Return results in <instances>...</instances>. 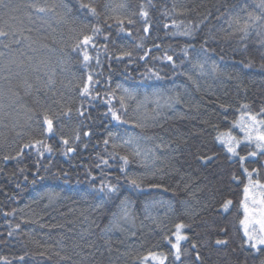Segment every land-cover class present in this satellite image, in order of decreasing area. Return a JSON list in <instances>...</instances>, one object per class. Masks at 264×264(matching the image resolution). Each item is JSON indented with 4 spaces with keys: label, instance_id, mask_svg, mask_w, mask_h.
<instances>
[{
    "label": "trees",
    "instance_id": "16d2710c",
    "mask_svg": "<svg viewBox=\"0 0 264 264\" xmlns=\"http://www.w3.org/2000/svg\"><path fill=\"white\" fill-rule=\"evenodd\" d=\"M262 5L3 0L0 264H264L241 223L264 150L239 130L264 120Z\"/></svg>",
    "mask_w": 264,
    "mask_h": 264
},
{
    "label": "snow or ice",
    "instance_id": "6c2138e0",
    "mask_svg": "<svg viewBox=\"0 0 264 264\" xmlns=\"http://www.w3.org/2000/svg\"><path fill=\"white\" fill-rule=\"evenodd\" d=\"M3 0H0V3H2ZM264 6V5H262ZM41 11H43V9H41ZM91 11L93 12V14H95V9L92 8ZM142 15L144 16H147V12H142ZM120 23H123L122 21H120ZM129 23H131V21H129ZM245 32H247V25H245V28L243 29ZM94 32L95 31H99V29H94L93 30ZM145 31H147V29H145ZM186 35L188 33H185ZM7 35V33H5L2 29H0V36H5ZM92 40H93V37L90 36V35H84L82 37V39H79L78 42L74 45V48L79 50V49H86L87 46H89L91 43H92ZM125 55H131L130 53H125ZM83 59L84 61H88L90 59L89 55L87 54V52L85 51L84 52V56H83ZM168 60H172V57L171 56H168L167 57ZM91 76L88 77V80L91 81ZM82 92L84 94H87L89 92V87L87 84H85V86L83 87L82 89ZM113 115V118L116 119V120H119L120 117L119 115H117L115 112L112 113ZM251 119L255 122V123H259L260 125H264V120L262 121H256V118L253 116L251 117ZM43 123L46 125V131L51 133L53 131V119L50 118L48 115H45L44 118H43ZM247 131V130H246ZM255 132H256V135L253 136L251 134V132H247V135H246V139L248 141H252V140H255L256 142V146L257 148H264V127L262 128H257L255 129ZM111 135V134H110ZM227 145H228V151L233 153V154H236V148H235V145H237L239 143V141L235 140L234 138H231L229 137L228 140L224 141ZM37 144H41L42 142L41 141H36ZM65 144L68 143L67 140L64 141ZM105 143H107V141H105ZM126 143H131V140L129 141H126ZM25 148L27 147H30V145H25L24 146ZM46 147V150L47 151H51V148L48 147V146H45ZM23 151V149L21 150ZM68 151H72L71 148L68 149ZM136 155H140V151L137 150ZM256 153H252L251 155H255ZM17 155H20V153H17ZM7 159V158H6ZM125 164L128 163V158L127 157H122L121 158ZM241 159H244L243 157H241ZM104 163H107V161H104ZM249 176H251V173H249ZM131 183L133 185H136L137 187H139V184L137 183L136 180H131ZM256 186H259L261 189H264V184H260L259 181L256 182V185H253V188L256 187ZM104 189L101 188V191H103ZM117 189L115 186L113 185H109L107 187V191L109 193L111 192H115ZM252 192V189L249 187V186H245L244 188V201H242V205L244 206V209H245V220H242L241 223L242 224H245V236L248 237V240L249 241H252V244L251 246L254 248V249H257L259 251V248L258 246L259 245H264V211H262V216H261V219L260 221H258V223L260 224V231H261V235L259 236H253L247 229V223H248V219H247V214L249 212V209H248V205H247V200L249 198V195L250 193ZM261 200H260V203L261 204H264V192L261 193ZM231 201L228 200V201H225L224 205H223V208L225 210H227L229 208V206L231 205ZM124 215L127 216V211L125 210L124 212ZM184 228V225L183 224H178L176 225V231H175V243L172 244V247L175 249V257L177 260L180 259V242L182 240H186L187 237L181 235V230ZM167 239V238H166ZM169 243H171V241L169 240ZM217 243H221L220 241H218ZM0 259H4L2 257H0ZM142 261H143V264H148V262L151 260V261H159V264H164V260L166 259V257H162L160 255H158L157 253L155 252H148L144 257L141 258Z\"/></svg>",
    "mask_w": 264,
    "mask_h": 264
},
{
    "label": "rangeland",
    "instance_id": "374dc122",
    "mask_svg": "<svg viewBox=\"0 0 264 264\" xmlns=\"http://www.w3.org/2000/svg\"><path fill=\"white\" fill-rule=\"evenodd\" d=\"M251 117H253V115L244 117L241 120V124H239V130L242 134L241 139L243 141H248L245 138L247 135V132H251V134L255 136L256 135L255 129L264 127V125L255 123L251 119ZM254 117L256 118V121H262V119H260L259 117L257 116H254ZM229 137L234 138L235 140L239 141L236 137H232L229 135H225V141L228 140ZM248 142L254 143L256 145L255 140L248 141ZM238 144L235 145V148L238 146ZM260 150H264V148H260ZM260 184H263V183H260ZM253 185H256V182H251L249 184V187L252 189V192L250 193L249 198L247 200V205L249 209V212L247 214V219H248L247 229L253 236H259L262 233L260 231V224L258 223V221H260L261 216H262V211H264V204H261L260 200L262 198L261 193L264 192V189H261L259 186H256L253 188ZM243 220H245V209H244V219ZM243 228L245 231V224H243ZM250 242L252 243V241ZM154 262H159V261H154Z\"/></svg>",
    "mask_w": 264,
    "mask_h": 264
}]
</instances>
